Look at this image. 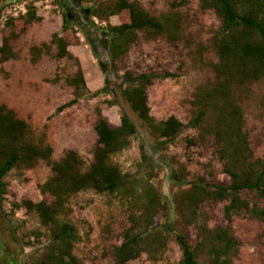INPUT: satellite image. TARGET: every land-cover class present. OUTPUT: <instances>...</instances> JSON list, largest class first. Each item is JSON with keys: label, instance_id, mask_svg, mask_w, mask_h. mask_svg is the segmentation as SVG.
<instances>
[{"label": "trees", "instance_id": "obj_1", "mask_svg": "<svg viewBox=\"0 0 264 264\" xmlns=\"http://www.w3.org/2000/svg\"><path fill=\"white\" fill-rule=\"evenodd\" d=\"M64 2L61 0L60 4ZM200 6L204 11H213L220 20L211 41L218 62L209 65L214 79L199 86L193 95L188 124L174 116L158 121L151 113L149 90L156 80L173 75L127 74L122 99L149 134L162 144L174 142L187 129L197 133V141H188L189 147L212 139L228 185L198 178L187 187L173 191L171 208L154 183V174L133 176L116 162L117 157L131 148L139 133V127L127 113L122 114L120 126L113 127L102 116L104 105H98L99 116L94 126L97 141L92 161L87 163L75 150L67 151L55 161L47 125L36 132L16 110L0 103V199L4 200L8 194L7 178L11 174L23 176L42 164L50 168V177L39 186L46 198L38 203L25 200L13 205L16 211L35 213L48 232L28 235L40 246L28 264H86L76 255L83 236L71 219L70 206L72 199L82 193L103 196L109 207L118 206L128 214L129 227L123 233L122 243L110 253L116 264H128L143 256L158 264L168 252L172 238L182 252L179 264H235L240 257L241 243L234 233V218L245 216L264 224V158H255L245 130L244 110L237 99L238 91L264 81V0H200ZM86 12L88 17L103 21L119 17L120 25L108 28L110 39L106 52L113 66L128 55L141 35L153 40L167 36L173 43L179 38V14L153 17L138 1L99 2ZM42 21L34 4L27 6L25 14L6 18L0 65L18 59L15 44L31 25ZM77 33L69 14L65 13L60 33L53 34L49 43L29 49L30 62L38 64L52 53H56L57 60L73 59L69 49L81 45ZM65 82L73 89L74 98L59 107L54 116L78 105L83 98L108 94L106 90L92 93L81 68ZM107 104L115 106L117 100ZM141 154L147 163L149 158L144 147ZM174 176L186 181L187 173L179 170ZM223 203H226V224L212 228L206 207ZM88 228L87 236L92 231L91 226ZM191 229L196 233L195 242ZM13 237L15 243L21 244L15 232Z\"/></svg>", "mask_w": 264, "mask_h": 264}, {"label": "rangeland", "instance_id": "obj_2", "mask_svg": "<svg viewBox=\"0 0 264 264\" xmlns=\"http://www.w3.org/2000/svg\"><path fill=\"white\" fill-rule=\"evenodd\" d=\"M110 1L79 0V3L84 11H88L99 2ZM130 1L140 2L153 17L179 14V38L173 43L167 36L153 40L141 35L138 42L131 46L128 55L113 66L108 59L106 45L110 39L108 28L120 25L118 16L108 21L86 17L87 24L80 27L82 20L75 15L74 10L66 11L60 4L61 0H0V45L7 17L25 14L27 6L34 4L43 19L31 25L15 44L18 59L0 65V103L16 110L18 116L29 122L36 132L42 131L47 125L55 161L69 150L77 151L87 163L92 161L97 141L94 126L99 116L98 105H104L102 116L113 127L120 126L122 114L127 113L139 127V133L133 139L131 148L117 157L116 162L124 172L133 176L154 174V183L162 190L166 203L172 208V193L177 188L187 187L201 177L212 184L228 185V177L222 172L212 139L205 144L196 143L189 147L188 141H197V133L188 129L174 142L162 144L153 138L124 103L123 84L127 74L173 75L172 78L155 81L148 94L149 106L158 121L174 116L187 125L193 110L195 91L214 79L209 65L217 63L218 58L211 41L220 27V20L213 11L202 10L200 0ZM66 12L72 14L71 21L81 41L80 46L72 47L73 59L57 60L56 53H52L44 56L38 64H32L29 49L49 43L53 34L60 33ZM79 68L92 93L106 90L108 94L98 98H83L78 105L54 116L59 107L74 98L73 89L65 81L75 76ZM57 79L60 80L58 83L55 82ZM114 99L117 104L109 106L107 103ZM237 99L244 110L245 130L255 158L262 159L264 81L238 91ZM142 147L149 158L147 163L142 158ZM179 170L186 171V181L174 176ZM49 177L50 168L42 164L23 176L13 173L7 178L8 194L4 200L0 199V264H28L30 257L40 249L28 235L39 231L47 235V230L41 226L35 213H28L24 209L16 211L13 205L25 200L34 203L44 200L46 197L41 194L39 186ZM70 206L73 209L71 219L83 236L76 255L86 264H116L110 253L122 243L123 233L129 227L128 214L118 206L109 207L105 197L92 192L77 195ZM225 206L226 203L206 207L212 228L226 224ZM159 222L163 224L164 220L160 218ZM89 226L92 231L87 236ZM233 229L241 243L240 257L235 264H264V224L241 216L234 218ZM14 232L21 244L15 243ZM190 232L195 242L196 233L193 229ZM181 259L182 252L172 238L168 252L158 264H179ZM128 264L153 263L143 256Z\"/></svg>", "mask_w": 264, "mask_h": 264}, {"label": "flooded vegetation", "instance_id": "obj_3", "mask_svg": "<svg viewBox=\"0 0 264 264\" xmlns=\"http://www.w3.org/2000/svg\"><path fill=\"white\" fill-rule=\"evenodd\" d=\"M64 1L65 2L63 3L62 6L66 9V11L74 10L76 13L75 15L82 20L81 23L84 25L87 24V20H86V17H88L87 12L84 11L82 9V7L80 6L81 4L79 3V0H64ZM77 3H78V6H77ZM68 14H69L70 18H72V14H70L69 12H68ZM97 33H98V35H100V37H102V34H100L99 31H97Z\"/></svg>", "mask_w": 264, "mask_h": 264}, {"label": "crops", "instance_id": "obj_4", "mask_svg": "<svg viewBox=\"0 0 264 264\" xmlns=\"http://www.w3.org/2000/svg\"><path fill=\"white\" fill-rule=\"evenodd\" d=\"M69 50H70V52H71V50H72V47H71Z\"/></svg>", "mask_w": 264, "mask_h": 264}, {"label": "water", "instance_id": "obj_5", "mask_svg": "<svg viewBox=\"0 0 264 264\" xmlns=\"http://www.w3.org/2000/svg\"><path fill=\"white\" fill-rule=\"evenodd\" d=\"M109 59V58H108Z\"/></svg>", "mask_w": 264, "mask_h": 264}]
</instances>
